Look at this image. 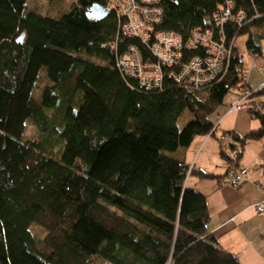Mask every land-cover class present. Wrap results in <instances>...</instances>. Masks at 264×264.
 <instances>
[{
	"label": "trees",
	"instance_id": "trees-1",
	"mask_svg": "<svg viewBox=\"0 0 264 264\" xmlns=\"http://www.w3.org/2000/svg\"><path fill=\"white\" fill-rule=\"evenodd\" d=\"M108 1L76 0L53 18L28 12L27 0H0V264H240L207 230L206 197L188 185L191 175L218 176L191 167L185 150L214 135L227 95L246 90L250 103L264 102V84L250 88L254 69L242 66L236 46L247 35L251 59L261 56L264 0H231L242 19L219 28L212 17L226 0H158L147 41L123 32L116 9L102 21L86 15ZM207 28L219 47L212 56L191 45ZM157 32L181 38L170 64L152 51ZM131 49L160 71L159 85L121 68ZM193 61L205 64L194 72ZM41 74L48 84L38 101ZM247 111L259 130L229 133L232 155L220 139V158L235 168L246 142L264 134V109ZM27 120L39 140L23 139Z\"/></svg>",
	"mask_w": 264,
	"mask_h": 264
},
{
	"label": "crops",
	"instance_id": "crops-1",
	"mask_svg": "<svg viewBox=\"0 0 264 264\" xmlns=\"http://www.w3.org/2000/svg\"><path fill=\"white\" fill-rule=\"evenodd\" d=\"M247 81L251 89L264 84L263 80L252 88ZM234 101L235 95L231 94L224 103L229 106ZM228 106L219 108L215 116L218 117L216 129L222 125L225 130L220 137L229 133L243 137L259 130L260 121L246 109L229 112L231 106ZM213 136L215 133L194 138L189 149L185 150V160L191 167L218 178L201 179L191 175L188 185L206 197L209 215L207 230L217 238L219 246L236 257L240 264H264V215L255 211L256 205L264 202V191L257 187L264 186V134L246 142L238 165L246 168L247 175L235 188L220 183V179L235 165L220 158V145L211 139ZM230 142H233L232 139ZM228 147L225 149L232 155Z\"/></svg>",
	"mask_w": 264,
	"mask_h": 264
},
{
	"label": "built area",
	"instance_id": "built-area-1",
	"mask_svg": "<svg viewBox=\"0 0 264 264\" xmlns=\"http://www.w3.org/2000/svg\"><path fill=\"white\" fill-rule=\"evenodd\" d=\"M157 1L158 0H109V3L111 8L116 9L119 15L125 18V21L122 25L123 32L128 36L147 41L149 40L151 25L157 22V16H159L161 13L156 7ZM225 3V6H220L218 12L213 14V25L216 28L224 26L226 22L232 21L235 23L236 21H240L242 19V14L240 12L236 14V16H239L237 19H235L236 16L233 17V6L231 4V0H226ZM209 24L210 23L207 25L210 26ZM196 44L211 49L209 52L211 56L212 54L215 55L219 50L217 42L213 41V31L209 30V28L204 29L203 32H200L199 30L196 31L191 45ZM181 45V38L174 33L157 32L154 35V42H152V51L157 55L158 58H160L162 63L164 62L165 64H170L172 63V60L179 56ZM219 58L224 60L225 55L219 56ZM205 62L208 64L209 68L215 67L217 65V68L214 71L219 69V63H217V59L210 57ZM202 63L203 62L201 61H193L189 65L188 69L194 72L200 71V66ZM119 65L128 75H137V77L140 78L141 81L147 86H156L161 82L160 71H158L155 67H146L143 65L141 58L135 49H131L128 53L123 54L119 58ZM263 67L264 45L261 51V56L258 58L254 57L252 59L251 69L257 70ZM241 74L242 76L246 77L248 72L243 70ZM261 87H263V85ZM252 93L253 92L243 90L242 95L239 99H237V102L229 107V112L238 111L241 109H250L256 114H261L264 109V102L250 103L249 99ZM220 139L223 143L230 142L231 136L229 134H224L220 137ZM246 175V168L242 166H238L237 168L232 167L228 170V173L220 179V183L221 185L235 188L244 181ZM257 187L264 191V186ZM255 211L258 214L264 215V202L256 205Z\"/></svg>",
	"mask_w": 264,
	"mask_h": 264
},
{
	"label": "rangeland",
	"instance_id": "rangeland-1",
	"mask_svg": "<svg viewBox=\"0 0 264 264\" xmlns=\"http://www.w3.org/2000/svg\"><path fill=\"white\" fill-rule=\"evenodd\" d=\"M75 1L76 0H27L26 6H27L28 12L38 13L46 17L56 18L66 13L67 11H69V9L74 5ZM107 8H109V10L111 11L110 3H109V6H107ZM246 39H247V35H241L237 37L236 46L238 49L237 50L238 55L242 59V66L248 69L251 67L252 59L249 56L248 50L245 46ZM81 56L85 57L84 55H81ZM248 80L250 81L251 87L256 88L260 84V82L264 80V68H260L259 70L252 71L248 77ZM47 84H48V81L45 79L44 74H41L37 81L35 90L33 92L36 100L40 101L41 94H42V88L44 87V85H47ZM227 96L225 97L224 102H226ZM230 98L231 97H228V99ZM47 114H50V112H47ZM184 123L185 122L179 121V126L180 127L184 126ZM224 132L225 130H223V126L218 125L216 132H215V136L211 137V139L215 140L217 143L219 142V145H221L220 135L223 134ZM195 138H197V136ZM23 139L25 140H32V139L39 140L40 139L38 131L36 127L34 126V124L31 122V120L26 121V128L23 134ZM224 144L226 148V146L228 145V142H225ZM31 231L33 234H35L36 236L40 238H43L44 236V231H42L37 226H32ZM90 264H104V263L99 258L95 257L94 259L91 260Z\"/></svg>",
	"mask_w": 264,
	"mask_h": 264
},
{
	"label": "water",
	"instance_id": "water-1",
	"mask_svg": "<svg viewBox=\"0 0 264 264\" xmlns=\"http://www.w3.org/2000/svg\"><path fill=\"white\" fill-rule=\"evenodd\" d=\"M110 13L109 8L103 7L99 4H93L89 7V9L86 11V15L94 21H102L104 20L107 15ZM24 38V35H21L18 42H21Z\"/></svg>",
	"mask_w": 264,
	"mask_h": 264
},
{
	"label": "bare ground",
	"instance_id": "bare-ground-1",
	"mask_svg": "<svg viewBox=\"0 0 264 264\" xmlns=\"http://www.w3.org/2000/svg\"><path fill=\"white\" fill-rule=\"evenodd\" d=\"M237 102V100H235L233 103H231L229 106H232L234 103H236ZM224 106H227V105H224ZM228 106V107H229Z\"/></svg>",
	"mask_w": 264,
	"mask_h": 264
}]
</instances>
